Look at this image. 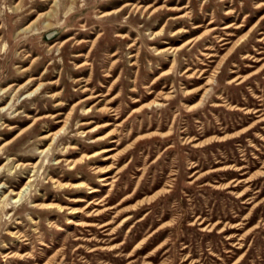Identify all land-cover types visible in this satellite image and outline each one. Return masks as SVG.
<instances>
[{"label": "rangeland", "instance_id": "obj_1", "mask_svg": "<svg viewBox=\"0 0 264 264\" xmlns=\"http://www.w3.org/2000/svg\"><path fill=\"white\" fill-rule=\"evenodd\" d=\"M0 168V264H264V0H0Z\"/></svg>", "mask_w": 264, "mask_h": 264}, {"label": "bare ground", "instance_id": "obj_2", "mask_svg": "<svg viewBox=\"0 0 264 264\" xmlns=\"http://www.w3.org/2000/svg\"><path fill=\"white\" fill-rule=\"evenodd\" d=\"M57 0H55L56 2ZM38 10V9H37ZM69 11V10H68ZM41 17V16H40ZM30 18V17H29ZM34 18V17H33ZM49 25H47L46 27H48ZM231 26H225L224 29L227 30L229 29ZM192 41H187L185 42L184 44H182L181 46H179L178 48H176L175 50H181L183 47H185L186 45L190 44ZM219 43L221 42H226L224 43L222 46L224 45H227L228 44V41L226 39H222L220 38V40L218 41ZM208 50V49H206ZM174 51V50H173ZM160 53H162L163 51H159ZM212 56H210L209 58H212ZM206 74V73H204ZM162 76V75H161ZM165 76V75H164ZM82 79H78L76 82L79 84L82 83L81 82ZM211 82V79H207V82L206 83H210ZM52 85L56 86L57 84L55 82L51 83ZM35 86V85H34ZM41 84H39L33 91V94L34 92H36L39 88H40ZM53 86V87H54ZM86 89H84L82 92H84ZM31 94V93H30ZM102 95L100 94H95V95H91L90 97L87 98V100H97L98 98H100ZM106 96V95H105ZM56 98H59V96H56ZM166 99V98H165ZM83 101V100H82ZM81 101V102H82ZM113 101H114V98L111 99V100H108L104 106H102L100 109H99V112H101L103 114V116H115L117 114H114L116 111L115 110H112V106L111 104H113ZM81 102H78L74 105V107H76L79 103ZM103 102V100H98L96 103H94L92 105V107H89L87 108V112H91L94 108H97L99 106V104H101ZM10 104V103H9ZM154 105H158V103H154ZM8 106V105H7ZM6 106V108H7ZM64 106V105H63ZM5 108V109H6ZM74 109H72L73 111ZM86 110V109H85ZM2 111V109H1ZM4 111V110H3ZM71 114H67L65 115V117L62 119V120H58L57 123H62L63 126L62 128L59 130V131H55V132H49L48 134H46L45 136H43L41 139L42 140H52V142L56 139V137L61 133L62 130H64L66 127H68L69 125V121L71 119ZM60 114H57V115H53L52 118H58ZM30 118V117H28ZM45 118H48V116H45V117H41V118H38V119H33V124H35L36 122L40 121L41 119H45ZM93 122H85V121H82L80 123V127H84V126H87L89 124H92ZM111 125L109 122H106L104 123L103 125L101 126H96L94 128H92L91 130L87 131L86 133L89 134V133H93L95 131H98L99 129H102V128H105L107 126ZM65 139V138H62V140ZM99 142V141H102V137H99L97 138L95 141H93L94 143L95 142ZM72 142V141H71ZM111 143H117L116 140H112ZM52 145V143L49 145V147ZM104 146V145H103ZM48 148H46L47 150ZM71 150L74 149V147H70ZM46 150H42L40 153H44ZM114 148H103L99 151H97L96 153H94L93 155L91 156H87V155H83L80 159H77V160H71V159H66L65 162L70 166V169H75L77 168L78 166L82 165V164H85V162L87 160H91L92 158H95L96 156H99V155H102V154H107L111 151H113ZM40 151V150H39ZM78 153V152H77ZM112 158V156L110 155H106L104 156V159L103 160H110ZM62 162V161H59V163ZM54 163V162H53ZM36 164H34L31 168L32 169H36ZM13 167V166H12ZM2 169V168H0ZM92 170L94 171V174H104L106 172H108L110 169L109 168H101L99 166H93L92 167ZM112 177L108 174L106 176H103L101 177L99 180L100 182H103V186H109L110 183H109V180L111 179ZM47 179L50 181V183H52L53 185H55L56 187L62 189V190H65V189H68V190H80L83 192L84 189H89V194H96L99 192V190L97 188H90L88 187V185H86L84 182H79V183H61L60 181H58L57 179L53 178L52 176H48ZM15 184V183H14ZM2 186V185H1ZM30 188V180L28 182H26L22 188L18 191V192H14L12 190L9 191V194H7L6 196H4V199H2L0 201V213L1 212H4L5 210H8L10 209L9 206H8V200L9 199H5L7 196L10 197L12 196V200L13 203H18L22 200V198H24L26 195H27V192H28V189ZM62 202V201H61ZM73 202H83V199H75ZM90 204H93L92 202L88 203L86 206H85V209H89L90 208ZM31 209L32 210H35V209H38V210H58L60 212L63 211L64 207L58 205V204H53V203H50V204H43V203H37V202H32L31 204ZM71 212V214H76V213H79V211L77 209H69ZM94 212H97V210H94ZM55 215V214H54ZM96 216V215H95ZM87 217H90V215H87ZM128 218L124 219L123 222L127 221ZM68 223H72V224H75V226H79V227H87V226H94L93 224H89L87 222H78V223H74L72 220H68ZM17 224H20V222H18ZM104 226V225H103ZM62 230V229H60ZM5 235L11 237V238H16V239H20L22 238V241L20 242H24L26 241V239H23L24 236H21V234L19 233V231H8L7 233H5ZM5 238V237H3ZM28 248V247H27ZM4 256L8 257V258H13L15 256L12 255V252H8L7 254H5Z\"/></svg>", "mask_w": 264, "mask_h": 264}]
</instances>
